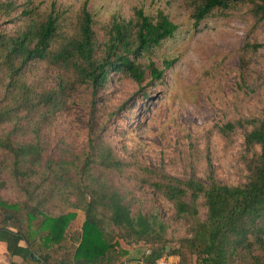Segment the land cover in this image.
Returning <instances> with one entry per match:
<instances>
[{"label": "trees", "instance_id": "1", "mask_svg": "<svg viewBox=\"0 0 264 264\" xmlns=\"http://www.w3.org/2000/svg\"><path fill=\"white\" fill-rule=\"evenodd\" d=\"M87 2L69 35L62 30L54 4L42 15L31 6L0 0V128L11 126L0 135V152L7 157L2 165L26 194L22 204L0 199V243L9 254L19 256L21 264H66V259L53 262L49 249L68 241L67 228L75 211H82L81 230L69 238L76 246L70 264H156L173 256L180 257L177 264H192L187 254L195 256L196 264H264V109L259 118L220 127L225 139L240 129L247 151L259 148L246 182L237 186L219 184L212 175L202 182L127 162L104 142L94 120L88 148L77 163L41 165L39 136L68 97L81 86L89 87L94 107L112 75L127 77L138 86L146 77L161 79L163 71L152 61L142 66L138 59L173 38L178 28L162 11L152 18L139 9L135 21L114 20L99 40ZM187 7L195 24L244 7L253 19V31L264 25V0H187ZM251 35L253 40L243 49L247 55L264 47L256 31ZM240 60L238 90L247 92L248 61ZM172 63L165 61V67ZM36 69L48 75L36 78ZM28 131L31 141H25ZM131 168L138 188L152 185L173 205L175 218L187 220L179 248L171 246L167 236L171 225L163 223L155 209L144 211L140 200L113 186L112 178ZM6 213L11 214L9 222L4 220ZM140 245L149 246V254L145 250L136 258L129 256Z\"/></svg>", "mask_w": 264, "mask_h": 264}, {"label": "rangeland", "instance_id": "2", "mask_svg": "<svg viewBox=\"0 0 264 264\" xmlns=\"http://www.w3.org/2000/svg\"><path fill=\"white\" fill-rule=\"evenodd\" d=\"M10 1L31 6L42 15L48 14L54 4L62 18V30L72 35L85 0ZM87 9L99 40L114 20L135 21V11L139 9L152 18L162 11L178 28L173 38L138 59L142 66L152 61L163 71L161 79L150 81L146 77L138 86L127 77L112 75L109 87L98 92L94 107L90 88H77L52 125L42 129L41 165L60 161L77 163L88 148L94 120L92 124L95 130H101L104 142L127 162L179 178L195 177L208 182L212 175L222 185L244 184L259 148L247 151L240 129L227 139L219 130L228 122L259 118L264 109V47L251 55L243 51L247 41L253 40L251 34L255 31L257 40L264 43V25L253 31V19L244 7L223 11L195 24L187 0H88ZM241 57L248 61L244 70L249 85L247 92L238 90ZM165 61L173 63L166 68ZM33 74L36 78L48 75L43 69L33 70ZM10 130L11 126L5 124L0 135ZM31 140L28 131L25 141ZM5 154L0 152V199L22 204L26 194L2 165L7 159ZM74 172L72 169V175ZM132 172L133 168L112 178L113 186L129 192L128 198L140 200L144 211L155 209L163 223L171 225L167 232L168 238H172L171 246L179 248V240L186 235L187 220L175 218L173 205L156 194L152 185L138 188L132 181ZM75 213L66 231L68 241L49 249L53 262L61 259H66V264L71 262L76 246L71 245L69 238L81 230L84 222V213ZM4 217L9 222L11 214ZM149 249L143 245L137 248L139 253L150 252ZM165 258L161 259L167 262ZM170 259L168 264L181 260L178 256ZM186 259L196 264L195 256L187 254Z\"/></svg>", "mask_w": 264, "mask_h": 264}, {"label": "crops", "instance_id": "3", "mask_svg": "<svg viewBox=\"0 0 264 264\" xmlns=\"http://www.w3.org/2000/svg\"><path fill=\"white\" fill-rule=\"evenodd\" d=\"M31 255H32V257H35L33 254H31ZM138 255H139V251L137 250V248H134V249L130 250V252H129V256H131V257L136 258V257H138ZM170 258L171 257H169V258L167 257L165 259L167 260V262L171 263L172 260ZM21 260L22 259L19 256H12L11 254H9L6 250V247L0 243V264H21ZM161 260H163V259H161ZM158 261H160V260H158ZM163 262H166V261L163 260ZM25 264H28V263L25 262ZM39 264H41V263H39Z\"/></svg>", "mask_w": 264, "mask_h": 264}, {"label": "built area", "instance_id": "4", "mask_svg": "<svg viewBox=\"0 0 264 264\" xmlns=\"http://www.w3.org/2000/svg\"><path fill=\"white\" fill-rule=\"evenodd\" d=\"M147 254H149V252H147ZM157 264H167V263L163 262V261H160V262H157Z\"/></svg>", "mask_w": 264, "mask_h": 264}, {"label": "water", "instance_id": "5", "mask_svg": "<svg viewBox=\"0 0 264 264\" xmlns=\"http://www.w3.org/2000/svg\"><path fill=\"white\" fill-rule=\"evenodd\" d=\"M31 257H32V255H31Z\"/></svg>", "mask_w": 264, "mask_h": 264}]
</instances>
